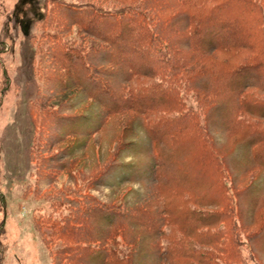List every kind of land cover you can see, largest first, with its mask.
I'll use <instances>...</instances> for the list:
<instances>
[{
    "label": "trees",
    "instance_id": "1",
    "mask_svg": "<svg viewBox=\"0 0 264 264\" xmlns=\"http://www.w3.org/2000/svg\"><path fill=\"white\" fill-rule=\"evenodd\" d=\"M46 1L40 19L48 30L41 35L50 58L45 71L55 76V90L67 86L58 78L64 72L68 86L94 102L87 114L65 120V134H79L89 150L92 135L107 126L110 134L116 131L117 157L135 144L136 138L124 137L141 123L152 149L147 175L153 187L146 198L123 208L88 199L61 218L48 216L49 236L62 241L55 263L246 264V249L260 256L264 228L250 229L260 217L264 226V0ZM72 26L79 43L62 38ZM190 97L196 108L187 105ZM217 110L230 154L199 116ZM189 136L195 149L185 141ZM236 140L247 149L235 169ZM161 141L178 152L177 160L165 159L170 165L158 155ZM112 166L91 183L101 182ZM194 178L202 191L193 187ZM258 183L261 196L248 206L244 194ZM6 206L0 191V212ZM166 224L178 232L173 241L145 245V235H162ZM119 237L129 246L125 256ZM2 257L0 240V264Z\"/></svg>",
    "mask_w": 264,
    "mask_h": 264
},
{
    "label": "rangeland",
    "instance_id": "2",
    "mask_svg": "<svg viewBox=\"0 0 264 264\" xmlns=\"http://www.w3.org/2000/svg\"><path fill=\"white\" fill-rule=\"evenodd\" d=\"M46 2L0 0V191L7 201L5 211L0 212V220L4 222V232L0 236L1 264H56L52 255L62 241L49 236V215L61 218L74 212L88 199L118 204L123 208L146 198L153 187L147 175L152 149L141 123L136 126L133 136L126 132L124 137L126 141L136 138L135 144L124 148L117 157L115 152L119 143L114 136L116 131L110 134L107 126L92 135L94 144L89 150L80 145L79 134H65V120L87 114L94 102L85 98L80 90L71 88L74 86L69 87L71 84L64 72H60L58 78L67 86L55 90V76L45 71L49 69L50 58L47 59V39L41 35L48 30L40 26V19ZM50 32L58 35L57 31ZM62 38L75 39V43L81 40L75 26L66 30ZM145 81L142 79L138 84ZM187 105L196 108L197 102L190 97ZM199 116L204 126L215 135L216 145H222L224 154L230 146V154L233 145L228 143L223 133L218 132V123H224L223 113L217 110L209 115L200 113ZM191 138L189 136L185 141L195 149L197 143ZM160 144L158 155L164 161L171 162L175 157L177 160L175 147L163 141ZM236 144V159L231 161L235 169L237 160L247 149L246 143L236 140ZM91 150L93 153L86 156ZM166 161L163 163L169 164ZM48 163L56 165L57 170H46L44 166ZM110 164H113L112 169L103 180L91 183ZM261 184L244 194L249 201L246 205L252 206L260 198ZM244 185V182L240 184ZM193 187L202 191L199 180ZM154 203L162 204L158 200ZM152 210L151 215L157 216L153 207ZM262 221L260 217L259 224L252 225L250 230L264 228ZM226 229L229 231L228 226ZM246 229L242 228V232ZM161 231L162 235L147 233L145 245L155 242L165 246L178 233L171 224L163 225ZM259 246L264 248V235ZM128 247L119 237L120 256H125ZM253 252L255 257L247 249L244 251L246 264H264V249L260 250V256Z\"/></svg>",
    "mask_w": 264,
    "mask_h": 264
}]
</instances>
